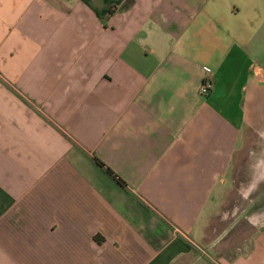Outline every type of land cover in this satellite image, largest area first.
Masks as SVG:
<instances>
[{"label": "crops", "instance_id": "crops-1", "mask_svg": "<svg viewBox=\"0 0 264 264\" xmlns=\"http://www.w3.org/2000/svg\"><path fill=\"white\" fill-rule=\"evenodd\" d=\"M263 76L264 0H0V264H264L215 214Z\"/></svg>", "mask_w": 264, "mask_h": 264}, {"label": "rangeland", "instance_id": "rangeland-1", "mask_svg": "<svg viewBox=\"0 0 264 264\" xmlns=\"http://www.w3.org/2000/svg\"><path fill=\"white\" fill-rule=\"evenodd\" d=\"M225 188L215 214L225 212L233 222H264V76L249 90L246 120Z\"/></svg>", "mask_w": 264, "mask_h": 264}, {"label": "built area", "instance_id": "built-area-1", "mask_svg": "<svg viewBox=\"0 0 264 264\" xmlns=\"http://www.w3.org/2000/svg\"><path fill=\"white\" fill-rule=\"evenodd\" d=\"M203 71L205 73V76L203 77V79L201 80L200 84H199V93L202 96H206L211 88H212V81H211V69L209 67H203ZM192 245L195 247V249L201 254V255H205L207 257L210 258V260H212V258L210 256L207 255V252L204 248H201L200 246L192 243Z\"/></svg>", "mask_w": 264, "mask_h": 264}, {"label": "trees", "instance_id": "trees-1", "mask_svg": "<svg viewBox=\"0 0 264 264\" xmlns=\"http://www.w3.org/2000/svg\"><path fill=\"white\" fill-rule=\"evenodd\" d=\"M94 160H95V163L100 168H102L108 175H110L113 179H115L119 184L125 186V183L122 180H120L119 178H116V176L113 174V172L109 168L105 167L102 162H100L99 160H97L95 158H94Z\"/></svg>", "mask_w": 264, "mask_h": 264}]
</instances>
